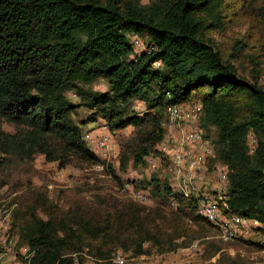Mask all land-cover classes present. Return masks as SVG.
<instances>
[{"label": "trees", "instance_id": "16d2710c", "mask_svg": "<svg viewBox=\"0 0 264 264\" xmlns=\"http://www.w3.org/2000/svg\"><path fill=\"white\" fill-rule=\"evenodd\" d=\"M237 1L0 0V175L38 155L60 169L99 164L75 119L81 108L90 112L83 125L101 120L112 133L133 128L121 138L120 164L143 166L164 139L167 109L201 103V126L215 132L209 168L228 169L225 199L217 197L221 211L264 223L263 69L258 55L250 56L252 71L242 74L236 63L246 45L237 41L226 56L212 37L228 29ZM242 1V13L254 16L264 35V0ZM131 35L148 38L150 50L137 54ZM101 79L106 91L92 87ZM6 123L15 125L13 133ZM148 185L159 201L154 209L110 197L63 210L39 189L27 193L13 228L29 264H84L77 257L85 250L95 264H112L117 248L137 256L173 251L196 233L190 224L219 234L198 215L200 198L175 197L157 178ZM214 254L225 256L222 247Z\"/></svg>", "mask_w": 264, "mask_h": 264}, {"label": "rangeland", "instance_id": "374dc122", "mask_svg": "<svg viewBox=\"0 0 264 264\" xmlns=\"http://www.w3.org/2000/svg\"><path fill=\"white\" fill-rule=\"evenodd\" d=\"M140 5H147L154 0H137ZM242 0L235 2V8L230 12V23L224 32H214L213 40L221 48L226 56L230 53L237 41L246 45L243 49L242 59L236 65L242 74H250L252 64L250 56L258 55L263 69L260 84L264 88V35L261 32L257 19L252 15L242 13ZM133 35L128 37L132 41ZM141 42L148 49V38L139 37ZM132 43V42H131ZM96 90H107L104 80H98L92 85ZM74 103H79V99L73 94H68ZM198 104V103H197ZM196 105V104H195ZM138 113L142 115L145 107L136 100L133 104ZM90 112L81 108L75 116L77 124L81 127L83 137L87 134L101 129V120L97 122L87 121ZM4 130L9 133L15 131L12 123L4 124ZM212 141H215V132L205 129ZM133 128L129 127L123 133H113L117 144H122L121 138L130 136ZM249 144L252 152L255 151L256 143L253 134L250 135ZM121 152V151H120ZM119 152V154H120ZM157 178L163 183L165 174L163 170H149L148 164L135 167L131 161L126 169H122L119 156L112 158L105 163L103 170L96 168V165H89L85 168L69 166L60 169L56 163H49L45 157L38 155L31 163L17 165L12 170L0 175V182L6 181L7 185L0 189V224L8 226L9 233L7 242L0 244V264H28V247L20 244L19 237L15 233L13 225L15 215L19 210L22 201L27 193L39 189L47 194L50 202L58 205L63 210L80 203H97L103 199L114 198L122 202H133L149 208H157L159 201L152 194V187L148 184ZM130 183L131 190L125 186ZM154 188V187H153ZM144 193L149 196L148 203H141L135 194ZM169 210H166L168 213ZM40 217L47 219L41 211ZM158 222H161L158 220ZM196 232L187 240H179V244L185 247L173 251L160 252L157 248L150 250V254L137 256L133 250L117 248L112 257L117 252L127 255L128 264H264V233L256 230L246 231L241 240L224 244L216 230L207 228V232H201L198 226L190 224ZM198 246L193 249V245ZM146 247L150 248V245ZM217 247H222L225 253L223 257L215 254ZM229 257L230 259H228ZM221 258V260H219ZM84 264H95L96 259L87 251L77 257ZM110 263L111 259L109 260ZM113 264V263H112Z\"/></svg>", "mask_w": 264, "mask_h": 264}, {"label": "built area", "instance_id": "2783aa9c", "mask_svg": "<svg viewBox=\"0 0 264 264\" xmlns=\"http://www.w3.org/2000/svg\"><path fill=\"white\" fill-rule=\"evenodd\" d=\"M131 42L137 54L150 50L145 49L139 36H133ZM160 65L157 63L158 67ZM202 113L201 103L167 109L162 123L165 130L164 139L157 146L158 153L147 158L149 170L164 171L165 182L171 187L175 197L182 196L190 200L194 195L200 198L198 215L218 228L219 238L223 242L230 243L243 238L246 231L250 230L264 233V223L235 213L227 217L221 211L218 198L220 201L225 199L228 169L220 164L209 168L208 160L213 157L214 148L212 140L201 126ZM84 141L101 161L96 165L99 170H103L107 161L119 155V145L106 123L101 124L99 131L87 134ZM251 150L250 147L253 154ZM125 186L131 190L130 183ZM135 198L145 204L150 201L149 196L144 193L135 194ZM224 207L227 208V205L224 204ZM8 233V226L0 224V244L7 242ZM197 246L195 244L192 248L195 249ZM29 257L28 254V264ZM142 257L144 258V255ZM127 258L123 252H117L111 258V262L128 264Z\"/></svg>", "mask_w": 264, "mask_h": 264}, {"label": "crops", "instance_id": "0c3cea01", "mask_svg": "<svg viewBox=\"0 0 264 264\" xmlns=\"http://www.w3.org/2000/svg\"><path fill=\"white\" fill-rule=\"evenodd\" d=\"M103 124H104V122H103Z\"/></svg>", "mask_w": 264, "mask_h": 264}]
</instances>
